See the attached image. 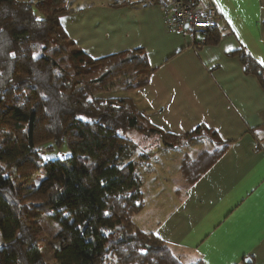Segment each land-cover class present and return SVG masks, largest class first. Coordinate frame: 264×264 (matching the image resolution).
<instances>
[{
    "label": "trees",
    "instance_id": "1",
    "mask_svg": "<svg viewBox=\"0 0 264 264\" xmlns=\"http://www.w3.org/2000/svg\"><path fill=\"white\" fill-rule=\"evenodd\" d=\"M69 11L64 0H0V264H183L133 221L144 208L135 170L153 152L135 160L128 135L156 137L172 148L168 139L213 133L199 127L168 135L131 100L102 97L142 88L153 69L139 49L86 55L59 23ZM218 36L216 26L196 48ZM237 54L264 89L262 67L244 49ZM50 143L68 153L44 160L40 146ZM227 147L208 156V167ZM194 166L183 164L182 175ZM44 243L54 246L51 263Z\"/></svg>",
    "mask_w": 264,
    "mask_h": 264
},
{
    "label": "crops",
    "instance_id": "2",
    "mask_svg": "<svg viewBox=\"0 0 264 264\" xmlns=\"http://www.w3.org/2000/svg\"><path fill=\"white\" fill-rule=\"evenodd\" d=\"M211 1L219 39L199 48L189 34L165 28L155 0H64L70 11L59 23L93 59L137 49L145 54L153 69L148 83L102 97L131 100L168 135L199 127L213 133L193 141L168 139L175 146L158 149L185 150L177 172L187 188L176 193L177 205L137 222L144 205L133 218L139 229L164 241L183 264H264V89L237 54L244 49L264 70V0ZM225 144L208 167V156ZM183 164L195 166L182 175Z\"/></svg>",
    "mask_w": 264,
    "mask_h": 264
},
{
    "label": "rangeland",
    "instance_id": "3",
    "mask_svg": "<svg viewBox=\"0 0 264 264\" xmlns=\"http://www.w3.org/2000/svg\"><path fill=\"white\" fill-rule=\"evenodd\" d=\"M114 91H117V89L110 92ZM128 136H133L135 148L132 151V155L135 156V160H138V155L141 153L148 156L149 152H155V157L138 164L135 170L136 176L141 182V192L144 205L146 206L141 214L135 216L136 221L139 222L140 218L154 217L160 215L161 212L164 213L177 205L178 199H181L180 195L177 196L176 193L179 192L183 195L187 184L181 179V175L177 172V167L185 150L181 148L167 154L163 151H158L159 148H162V143L156 137L148 138L135 132ZM48 148L51 150H47ZM40 149L43 152L42 157L44 160L65 156L68 153L64 147L57 148L52 143L42 145ZM1 245L2 237L0 234V247ZM53 249V245L49 243L43 244V251L49 263L52 262Z\"/></svg>",
    "mask_w": 264,
    "mask_h": 264
},
{
    "label": "built area",
    "instance_id": "4",
    "mask_svg": "<svg viewBox=\"0 0 264 264\" xmlns=\"http://www.w3.org/2000/svg\"><path fill=\"white\" fill-rule=\"evenodd\" d=\"M169 32L189 34L192 46L203 44L218 23V10L211 0H155Z\"/></svg>",
    "mask_w": 264,
    "mask_h": 264
},
{
    "label": "snow or ice",
    "instance_id": "5",
    "mask_svg": "<svg viewBox=\"0 0 264 264\" xmlns=\"http://www.w3.org/2000/svg\"><path fill=\"white\" fill-rule=\"evenodd\" d=\"M261 64H264V61H260Z\"/></svg>",
    "mask_w": 264,
    "mask_h": 264
}]
</instances>
